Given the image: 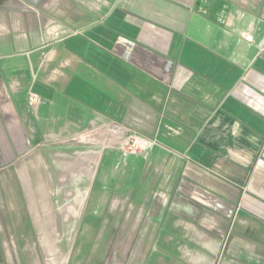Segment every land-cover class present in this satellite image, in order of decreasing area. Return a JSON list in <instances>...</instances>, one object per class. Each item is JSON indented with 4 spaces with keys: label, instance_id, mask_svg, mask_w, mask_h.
<instances>
[{
    "label": "crops",
    "instance_id": "1",
    "mask_svg": "<svg viewBox=\"0 0 264 264\" xmlns=\"http://www.w3.org/2000/svg\"><path fill=\"white\" fill-rule=\"evenodd\" d=\"M116 118L158 145L98 171L103 241L135 240L136 264H264V0H0V208L46 190L3 178L33 149Z\"/></svg>",
    "mask_w": 264,
    "mask_h": 264
},
{
    "label": "rangeland",
    "instance_id": "2",
    "mask_svg": "<svg viewBox=\"0 0 264 264\" xmlns=\"http://www.w3.org/2000/svg\"><path fill=\"white\" fill-rule=\"evenodd\" d=\"M136 132L141 133L140 129L129 127L123 119L116 118L106 128H81L72 137L41 144L31 151V159L19 161L17 167L30 168L29 175L24 177L26 180L23 181L20 176L3 178L13 184H42L46 190L3 193L2 198L7 200H22L23 209L0 208L1 264L4 260L9 261L6 264H13L14 259L19 264L18 260L23 261L24 257L29 261V258L36 259L37 264L140 262L141 256L134 255L135 240H102V231L107 226L102 219L92 218L96 206L94 197L87 208L93 183H97L96 190L105 184L104 177L102 174L98 176V171L124 168L126 164L146 167V160L141 155L158 144ZM126 153L138 154L139 160L127 161ZM23 232L28 237L24 239L25 244L22 241ZM26 247L32 248V256L29 253L25 256L21 252ZM116 248L126 250L128 257H120L115 253ZM10 250H13L12 254Z\"/></svg>",
    "mask_w": 264,
    "mask_h": 264
},
{
    "label": "built area",
    "instance_id": "3",
    "mask_svg": "<svg viewBox=\"0 0 264 264\" xmlns=\"http://www.w3.org/2000/svg\"><path fill=\"white\" fill-rule=\"evenodd\" d=\"M241 35L246 41H248V42H252L253 41V35L250 32H243ZM30 102L31 103H35V102H38V100H37V98L35 96H31L30 97Z\"/></svg>",
    "mask_w": 264,
    "mask_h": 264
},
{
    "label": "water",
    "instance_id": "4",
    "mask_svg": "<svg viewBox=\"0 0 264 264\" xmlns=\"http://www.w3.org/2000/svg\"><path fill=\"white\" fill-rule=\"evenodd\" d=\"M28 1L29 3L33 4V5H38L42 0H25ZM263 44V43H262ZM262 46V45H261Z\"/></svg>",
    "mask_w": 264,
    "mask_h": 264
}]
</instances>
